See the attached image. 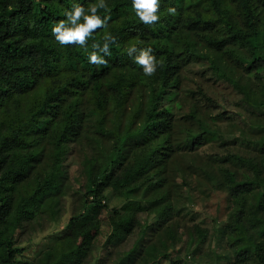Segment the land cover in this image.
<instances>
[{
	"label": "trees",
	"instance_id": "obj_1",
	"mask_svg": "<svg viewBox=\"0 0 264 264\" xmlns=\"http://www.w3.org/2000/svg\"><path fill=\"white\" fill-rule=\"evenodd\" d=\"M72 2L87 11L97 0ZM106 3L107 9H99L98 14L110 17L107 27L96 29L85 49L61 46L51 33L56 22L66 19L70 0H0V264H80L99 235L97 216L105 207L101 198L105 190L121 192L146 175L144 181L154 194L158 189L168 191L165 171L177 149L174 129L184 109L175 58L185 43V32L211 34L222 24L229 37L208 40L210 47L219 51L227 45L249 48L247 82L226 75L216 60L211 63L214 78L208 79L212 86L217 81L226 84L242 104L264 107V0H163L158 8L160 20L154 25H144L136 17L131 0ZM169 6L177 8L174 16L167 12ZM235 15L241 26L234 23ZM105 32L116 37L111 55L105 56L108 63L91 64L87 60L91 45H102ZM133 44L153 49L158 65L152 76H145L128 56ZM183 51L194 60L188 43ZM142 87L144 102L130 104L132 90ZM204 100L215 103L209 96ZM84 103L98 116L93 127L99 136L112 144L110 160L96 169L94 164H101V159L84 156L83 167L92 169L93 176L85 184L83 212L73 215L53 244L34 260L20 262L19 242L45 231L65 210L66 170L62 167L65 155L72 153L85 130ZM212 136L186 134L193 151ZM259 148L255 158L234 152L208 157L217 170L210 179L221 182L231 201L230 218L216 226L213 237L227 238V256L235 255L233 264H264V191H260L264 189V144ZM129 154L133 163L128 161ZM178 172V185L190 186L192 174ZM110 211L115 217L107 240L122 243L137 231L134 226L139 222L131 213L121 216L119 210ZM171 212L165 210L161 216L169 218ZM251 235L253 239L248 238ZM209 236L207 228L179 222L137 232L117 264H187L186 249L202 246ZM161 238L175 245V252L182 245L183 255L171 257L158 248Z\"/></svg>",
	"mask_w": 264,
	"mask_h": 264
},
{
	"label": "rangeland",
	"instance_id": "obj_2",
	"mask_svg": "<svg viewBox=\"0 0 264 264\" xmlns=\"http://www.w3.org/2000/svg\"><path fill=\"white\" fill-rule=\"evenodd\" d=\"M233 21L238 26L242 24L237 15L233 17ZM185 35V43L182 44L175 58L179 69L176 71L181 80L178 92L184 109L174 129L177 149L169 159L170 169L165 171L168 174V191L158 189V193L154 194L144 181L146 175L141 176L133 185L121 192L105 190L101 196L105 207L97 216L99 235L91 254L80 264H117L123 251H126L129 244L136 239L137 232L158 230L174 222L187 226L198 225L209 230L210 236L205 244L186 249L184 258L187 264H233L235 260V255L227 256L230 251V247H225L227 238L224 237L221 241L213 237L216 226H222L229 220L231 201L221 182L210 179L217 170L216 165L210 162L208 157L214 154L224 155L227 152L246 155L249 158L259 156V146L264 144V107L251 108L242 104L237 94L226 84L217 81L214 82L215 86H212L210 82L212 79H208L211 76L214 78L211 63L216 60L226 75L247 82L245 68L250 60L249 48L242 49L235 45H227L219 51L207 44L208 40L220 41L229 37L224 25H218L211 34L187 31ZM187 43L193 49L194 60L188 59L186 52L183 51ZM201 88L204 91L201 92ZM144 89V87L134 88L129 103H134L135 106L142 97L140 92ZM208 96L213 98L215 103H207L204 99ZM140 102H144L143 98ZM82 109L87 115L85 130L81 131L79 144L73 147L72 153L68 150L69 153L65 155L67 157L62 167L66 170L63 177L65 210L58 221L52 222L45 231L32 233L23 242H19L18 248L22 250L17 257L20 262L34 260L44 249L53 244L54 236L62 233L73 215L83 212L85 184L87 179L93 176L92 169L83 167L86 166L84 164L87 160L84 156L101 159V164H94L93 168L96 169L110 160L108 156L111 154L112 144L100 137L93 127L98 116L93 113L92 107H87L85 103ZM188 131L195 134L208 133L213 136L210 142L193 151L186 138ZM132 153L135 154L133 151ZM133 154H129L130 163H133ZM95 157L94 161H96ZM178 169L192 174L190 186L178 185L177 173H180ZM172 180L176 182L171 189ZM260 191H264L263 187ZM163 195L165 198L161 199ZM155 202L158 204L155 205ZM111 209L119 210L121 216L131 213L139 222V226H134L137 231L128 235L127 240H123L122 243L115 242V239L107 240L111 233V220L115 217L111 214ZM171 209L169 218L161 216L165 210L170 212ZM160 220L163 226H160ZM248 238L253 239L252 235ZM157 241L156 239L155 243ZM220 243L222 244L218 245ZM158 246L164 248L166 254L171 257L183 255L182 248L180 249L182 245L177 246L178 252H175V245L164 238H161Z\"/></svg>",
	"mask_w": 264,
	"mask_h": 264
},
{
	"label": "clouds",
	"instance_id": "obj_3",
	"mask_svg": "<svg viewBox=\"0 0 264 264\" xmlns=\"http://www.w3.org/2000/svg\"><path fill=\"white\" fill-rule=\"evenodd\" d=\"M72 4L70 9H66L64 15L66 19L56 22L51 33L55 41L61 45H79L82 48H87V41L93 35L96 29L106 28L110 17H101L98 14L99 9H107L106 0H97L86 11L85 7L80 3ZM163 3V0H131L132 9L136 17L144 25H154L160 20L158 8ZM167 12L170 15H175L177 8L169 6ZM116 42V37L110 32H105L103 36V44L92 43L91 51L87 60L95 65H107L108 61L105 56H110V46ZM101 53L103 55H101ZM129 57L133 58L134 63L141 66L145 76H152L156 70L158 61L153 55L151 47L138 48L133 44L127 49Z\"/></svg>",
	"mask_w": 264,
	"mask_h": 264
}]
</instances>
